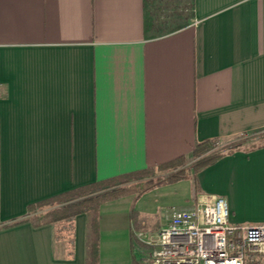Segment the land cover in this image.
Instances as JSON below:
<instances>
[{"label":"crops","instance_id":"1","mask_svg":"<svg viewBox=\"0 0 264 264\" xmlns=\"http://www.w3.org/2000/svg\"><path fill=\"white\" fill-rule=\"evenodd\" d=\"M147 2L0 0V264H84L85 215L54 236L26 220L32 204L264 130V0H191L170 30ZM190 188L222 196L233 222H264V146ZM134 203L99 205L97 264H145L135 234L153 240L165 213L147 227Z\"/></svg>","mask_w":264,"mask_h":264},{"label":"built area","instance_id":"2","mask_svg":"<svg viewBox=\"0 0 264 264\" xmlns=\"http://www.w3.org/2000/svg\"><path fill=\"white\" fill-rule=\"evenodd\" d=\"M164 213L153 240L146 232L135 234L153 247L145 264H264V222L231 221L222 196L198 193Z\"/></svg>","mask_w":264,"mask_h":264},{"label":"trees","instance_id":"3","mask_svg":"<svg viewBox=\"0 0 264 264\" xmlns=\"http://www.w3.org/2000/svg\"><path fill=\"white\" fill-rule=\"evenodd\" d=\"M249 134L246 137L245 134L237 135L229 140L228 143L219 147L215 144L218 141L216 139L203 140L196 143L187 154L159 163L154 167L118 174L73 188L62 194L32 204L28 207L27 213L32 216L33 220L42 219L40 222L36 221L37 224H47L58 220L71 222L76 215L84 214V264H97L98 207L101 203L127 195L136 197L155 187L172 184L177 181L189 180L195 188L197 172L211 165L223 155L237 150L247 152L264 146V130L249 132ZM189 161L190 163L187 164ZM154 170L164 171L165 173L151 176ZM143 175L151 177L135 181L136 176ZM102 188L105 189L100 190ZM64 199L70 200L58 209L50 210L40 215L36 214V208L39 205ZM44 217L47 218L44 219Z\"/></svg>","mask_w":264,"mask_h":264},{"label":"rangeland","instance_id":"4","mask_svg":"<svg viewBox=\"0 0 264 264\" xmlns=\"http://www.w3.org/2000/svg\"><path fill=\"white\" fill-rule=\"evenodd\" d=\"M147 2V15L153 22L156 30H170L177 24L186 23L190 18L191 0H149ZM250 135L245 134V137ZM229 141H217L215 144L219 147ZM215 145V146H216ZM187 162V164H189ZM186 164V165H187ZM164 171L154 170L151 176L157 174H164ZM149 175L136 176L135 181H141L146 178H150ZM190 181H177L172 184L164 185L162 187H155L153 190L144 192L138 196H133L135 201L133 205V212L131 215L134 219L142 218L146 226H150L152 223L159 221L162 217V211L169 206H182L192 202V190L190 188ZM102 188L100 190H104ZM87 196V195H86ZM83 197V196H82ZM81 198V197H80ZM70 199H64L59 201H53L50 203L39 205L36 209V214L40 215L47 211L58 209L61 206L68 203ZM138 202V203H136ZM142 213V214H141ZM31 217V218H30ZM27 216L26 220L33 219L32 216ZM47 217H44L46 219ZM74 219V218H73ZM72 219V221H73ZM31 221V220H30ZM40 222V220H34ZM72 221L58 220L48 223L51 226V231L54 236L63 235L64 237L71 236ZM145 230V228H144ZM137 241V240H136ZM141 247L142 258L147 259L149 257V251L151 248L140 241L136 242Z\"/></svg>","mask_w":264,"mask_h":264}]
</instances>
